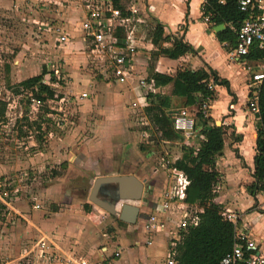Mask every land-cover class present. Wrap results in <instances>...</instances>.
Here are the masks:
<instances>
[{
	"label": "crops",
	"instance_id": "0c3cea01",
	"mask_svg": "<svg viewBox=\"0 0 264 264\" xmlns=\"http://www.w3.org/2000/svg\"><path fill=\"white\" fill-rule=\"evenodd\" d=\"M54 1L56 0L53 3ZM205 1L138 0L142 10L144 9V21L133 32L137 52L132 59L131 75L123 83L104 79L106 86H102L106 90L110 89L107 99L110 103H115L113 111L106 112L112 121L104 124L106 131L100 130L101 139L87 140L76 147V150L73 147L74 151L72 149L68 155L64 154V166L66 170H70L74 179L71 184V178L64 179V199L59 209L48 212L37 208V205L30 208L25 201L11 204L0 195L1 203L6 207V212L2 214L8 221L5 223L3 220L0 226V264H18L17 261L30 253L35 255L36 264H46L47 256H53V252L56 253L54 256L60 253V257L75 260L85 258L84 254L87 253L98 255L97 261L103 264L108 259L106 257H110L107 264H166L168 240L175 235L161 231L148 233L143 223L152 214L162 217L166 194L169 191L175 192L176 181L172 171L175 168L174 162L182 156L183 146L198 148L203 136L197 129L193 136L188 137L178 131V138L164 139L145 114L149 93L169 96L171 104L168 111L172 112L171 115L184 108L196 119L198 106L185 105L183 97L170 95L171 84L158 87L154 85L152 90H148L147 86L142 87L139 80H148L151 68L173 76L181 66L194 70L211 68L217 71L220 78L228 81L227 85H216L215 97L210 102L206 116L216 125H222L225 131L222 152L215 160L218 176L213 188V202L222 211L239 214L240 229L249 232L250 237L256 241L258 251L264 255V193L251 194L248 191V186L254 181L258 121L256 113L248 108V84L251 73L262 62L246 59L232 61L229 58L228 49L223 46L214 30L216 24L204 21ZM54 4L64 10V27L69 33V40L63 46L64 69L70 72L66 75L70 81L81 85L82 91L89 93V98L82 101H90L91 92L95 85L98 86V80L90 77L84 70L89 67L97 71L85 51L80 28V20L84 15L80 0H57ZM148 5L151 6L149 9ZM156 21L163 25L164 35L169 37L163 46L171 45L174 36L182 35L184 41L192 45L196 52H187L177 59L161 55L152 58L157 47L152 43L148 31ZM79 64L83 67H77ZM125 100L129 112L133 115L137 112L140 114L144 128L137 131V143L136 140L133 141L138 147L126 139L125 143L114 148L111 142L116 133L114 118L123 114L120 108ZM139 114L134 117L138 118ZM142 133L149 137H142ZM151 159L157 161L151 163ZM129 174L143 182V193L137 201L122 202L138 206L140 217L133 225L117 219L116 226L126 234L112 241L107 233L101 232L104 219L112 215L89 199L92 183L99 176ZM112 185L114 184L104 186V191L99 194L104 197L108 193L113 194L115 185ZM71 188H82L84 192L78 194L71 191ZM207 204L206 201L174 199L169 203L167 228L176 229L185 209L200 212ZM40 243L44 246L41 247ZM99 245H102L100 254ZM115 252H118L117 256L114 255Z\"/></svg>",
	"mask_w": 264,
	"mask_h": 264
},
{
	"label": "rangeland",
	"instance_id": "374dc122",
	"mask_svg": "<svg viewBox=\"0 0 264 264\" xmlns=\"http://www.w3.org/2000/svg\"><path fill=\"white\" fill-rule=\"evenodd\" d=\"M58 8L53 0H0V100L6 102L4 117L0 119V195L6 190L8 197H2L8 203L25 201L30 208L37 205L48 212L60 208L64 199V179L71 178L70 184L74 179L64 166V154L68 155L87 140L101 139L100 130L106 131L104 124L112 121L106 112L113 111L115 105L107 99L110 89L102 88L106 86L104 79L89 67L84 70L98 80L90 101L78 100L69 92L74 88L77 94L82 87L66 75L70 72L64 69V44L57 43L55 35L40 25L46 18L42 12L54 14ZM48 65H54L53 68L60 70L65 77L55 90L58 96L65 95L66 100L54 99L50 104L54 108L52 113L47 106L33 104L22 89L15 94L11 88L21 80L41 73L43 68L47 70ZM122 105L123 114L113 117L116 133L111 142L114 148L121 146L126 139L137 143V131L144 128L140 114L137 112L139 116L136 118L137 114L128 111L127 100ZM46 117L51 122L43 120ZM37 123L41 129L37 128ZM151 134L155 140L154 133ZM150 161L155 163L157 159ZM71 191L84 192L82 188H71ZM2 204L0 200V226L3 220L8 223L2 214L6 212ZM116 221V216H109L101 225V232L107 233L112 241L126 234L116 226ZM101 246L98 254L102 252ZM84 256L89 264H103L97 261L98 255L87 253ZM106 258L108 261L110 257ZM16 263L36 264L37 261L30 253Z\"/></svg>",
	"mask_w": 264,
	"mask_h": 264
},
{
	"label": "trees",
	"instance_id": "16d2710c",
	"mask_svg": "<svg viewBox=\"0 0 264 264\" xmlns=\"http://www.w3.org/2000/svg\"><path fill=\"white\" fill-rule=\"evenodd\" d=\"M238 2L239 0H223V2L206 0L204 3V15H208L213 24H226L224 29L217 32L220 41L231 39L234 42V32L228 24L238 27L246 16L239 9ZM115 5L117 6L118 3L115 2ZM120 32L118 29L116 34L120 35ZM148 35L157 47V50L152 53V58L161 55L177 59L187 52H196L192 45L184 41L182 35L174 36L171 45L163 46L169 37L164 35V27L158 21L152 25ZM243 59L264 63V48L254 46ZM45 72L43 68L41 73L19 81L15 87H11L13 92L18 94L20 89L22 91L31 90L36 99L46 106L45 100L54 98L56 92L41 82ZM150 76L154 79L156 87L171 84L170 95L183 97L185 105L196 104L198 106L196 129L203 136L198 148L183 146L182 156L174 162V167L182 171L189 181L185 189V201H206L208 204L198 212V223L181 232L180 239L174 247L173 259L175 264H221V258L231 250L235 241L234 224L223 218L221 207L213 202V188L218 176L215 160L216 156L222 152L225 131L222 125H216L203 115L199 104L206 97H215V90L209 89L208 84H214L216 89V85H227L228 81L220 78L217 71L211 68L194 70L187 66L179 67L173 76L156 72L151 68ZM147 98L149 104L145 107V114L149 121L157 127L164 139L178 138L179 132L172 122L174 114L171 115L172 112L168 111L171 104L170 97L165 94L149 93ZM5 107L6 102L0 100V119L4 117ZM256 116L258 121L256 123L254 181L248 186L251 194L264 193V79L258 94ZM43 120L51 122L49 117ZM37 128L41 129L39 123H37ZM85 207L88 208V206Z\"/></svg>",
	"mask_w": 264,
	"mask_h": 264
},
{
	"label": "built area",
	"instance_id": "2783aa9c",
	"mask_svg": "<svg viewBox=\"0 0 264 264\" xmlns=\"http://www.w3.org/2000/svg\"><path fill=\"white\" fill-rule=\"evenodd\" d=\"M115 2L118 5H115ZM223 2V0H219ZM57 3V0L54 1ZM83 18L80 20L83 39L85 41V51L94 68L98 71L103 79L107 81L123 83L127 80L132 72V59L137 52V45L133 36L134 28L142 23L144 9L139 5L138 0H80ZM239 9L245 13V18L238 27L228 24L234 32V42L231 39L222 41L223 46L228 49L230 59L239 60L246 56L251 48L257 46L264 48V0H239ZM151 6H147L149 9ZM146 9V10H147ZM46 18L41 22L43 29L51 31L55 35L56 42L65 44L69 40V33L64 27V10L58 8L54 14L42 12ZM204 21L209 23L211 20L208 15H204ZM120 30V35L116 34ZM54 65H48L46 72L43 74L41 82L55 90L63 78L62 72ZM264 79V63L254 70L249 78V96L248 108L251 111L258 112V94L260 86ZM139 83L142 87H148V90L154 88V79L150 77L141 78ZM209 89L215 90V85L208 84ZM37 90V87H35ZM28 99L38 107L42 102L37 100L30 90H24ZM56 92V90H55ZM69 92L75 95L78 100L89 98L87 91H81L75 94L74 88ZM65 101L66 97L58 96L55 93L54 98L45 100L47 107L53 109L50 104L54 99ZM213 98L206 97L199 106L203 115L206 117L209 113L210 102ZM135 105V103H133ZM173 126L176 130L183 132L188 137L196 135V119L190 115L187 109H181L172 116ZM142 137L148 138L149 135L142 133ZM175 183V192L169 191L166 194L167 201L163 203L162 217L152 214L143 223L144 229L148 233L158 231L175 235L168 240L166 264H175L173 259L174 247L180 239L181 232L187 230L190 226L198 223V212L184 210L182 217L176 225V229L167 228V213L169 203L174 199L184 200L185 189L189 181L183 172L173 168ZM2 195L8 197L6 190ZM176 197V198H175ZM118 210V209H117ZM221 215L235 226V241L228 252L221 258V264H264V255L258 251L256 241L250 237L249 232L240 229V216L236 212L222 211ZM43 247V243H40ZM114 255H118L115 252ZM42 256V255H41ZM46 264H89L85 258L78 260L60 257L47 256Z\"/></svg>",
	"mask_w": 264,
	"mask_h": 264
},
{
	"label": "water",
	"instance_id": "95a60500",
	"mask_svg": "<svg viewBox=\"0 0 264 264\" xmlns=\"http://www.w3.org/2000/svg\"><path fill=\"white\" fill-rule=\"evenodd\" d=\"M224 29L220 23L214 27L216 32ZM114 184V193H108L106 197L99 194L104 191V186ZM143 182L135 175L99 176L92 183L89 199L95 205L106 210L110 215L116 216L121 222L129 225L136 224L140 217L139 207L122 201H137L143 193ZM118 209V210H117Z\"/></svg>",
	"mask_w": 264,
	"mask_h": 264
},
{
	"label": "flooded vegetation",
	"instance_id": "af4514ba",
	"mask_svg": "<svg viewBox=\"0 0 264 264\" xmlns=\"http://www.w3.org/2000/svg\"><path fill=\"white\" fill-rule=\"evenodd\" d=\"M108 191H110L109 189H107Z\"/></svg>",
	"mask_w": 264,
	"mask_h": 264
}]
</instances>
